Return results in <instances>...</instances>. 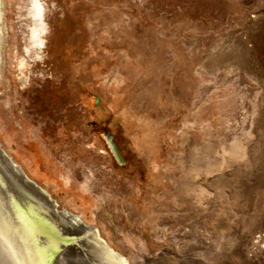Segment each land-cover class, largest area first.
I'll return each instance as SVG.
<instances>
[{
  "label": "rangeland",
  "instance_id": "rangeland-1",
  "mask_svg": "<svg viewBox=\"0 0 264 264\" xmlns=\"http://www.w3.org/2000/svg\"><path fill=\"white\" fill-rule=\"evenodd\" d=\"M43 2L47 44L43 57L30 58L28 85L19 83L14 66L16 47L26 54L29 31L20 23L25 10L18 2L6 5L0 138L7 152L22 163L28 160L27 172L42 183H57L51 191L61 206H83L89 224L97 222V201L108 205L112 198L117 218L109 226L103 216L98 220L105 237L113 245L120 240L131 256L149 257L142 264H264V107L255 106L258 96H252L256 87L264 90V0ZM106 49L124 51L134 67L119 69V81L112 85L107 82L119 61L106 56ZM227 71L244 82L240 100L250 111L246 116L237 98L221 99L229 85L211 83ZM206 86L213 90L201 100L203 110L198 107L202 125L209 124L217 136L228 132L226 118L229 126L240 123L252 133L251 157L259 156L240 187L236 179L225 187V202H232L235 217L251 211L257 216L232 228L214 222L224 229L223 252L214 260L200 255L202 238L177 240L166 234L157 240L150 223H131L122 210L127 203L147 212L154 198L164 201L157 195L168 185L166 176L178 171L175 155L188 154L189 145L205 136L201 124L188 129L186 141L182 132L196 92ZM259 112L262 120L251 123ZM88 179L91 189L84 190ZM233 183L243 190L241 198L236 199ZM218 186L211 187L215 193Z\"/></svg>",
  "mask_w": 264,
  "mask_h": 264
},
{
  "label": "bare ground",
  "instance_id": "bare-ground-1",
  "mask_svg": "<svg viewBox=\"0 0 264 264\" xmlns=\"http://www.w3.org/2000/svg\"><path fill=\"white\" fill-rule=\"evenodd\" d=\"M7 2L8 0H0V87L3 85V73L5 72H3L4 36L8 35L9 28L5 22ZM12 2H18L19 7L25 10V13L21 12L20 23L25 25L29 31L25 49L23 48L26 54L22 53L17 46L18 57H16L18 60L14 66L16 68L15 77L19 83L28 85L32 80L30 58L32 59L34 56L43 57L47 44L46 5L43 0H27V3L24 0H9V3ZM109 11L112 15L113 10ZM106 32L107 30L103 31L104 34ZM105 53L106 56L114 57L119 61L116 64L117 68L112 69L110 72V76L115 74L114 79L107 82L112 85L114 81H119L116 75L119 73V69L126 65L128 70H130V67L133 70L134 67L124 51L120 55L117 53L112 54L106 49ZM12 61H14V58ZM231 73L232 71H227L220 78L217 76L216 82L211 83L216 84L222 80V83L229 85V88L222 92L221 99L237 98L243 108L242 115L246 116L250 111L244 107L240 100L244 90L242 86L244 82L241 85L242 81L238 82L234 79L236 75H231ZM237 82L239 84H236ZM210 86L196 92L194 106L192 112H190L191 116H188L189 118L182 132L185 135L184 141H186L189 137L188 129H198L199 124H201L205 136L200 140H196L193 145H189L188 154L175 155L177 157L176 162L179 164L178 171L173 172V175L166 176L168 185L157 195L164 201L157 200L152 196L156 203L151 204L152 207L147 206L149 210L142 213L136 212L127 203L121 205L124 214L131 223L135 222L136 219L140 222L150 223L152 229H154L152 234L157 240L163 239L166 234H173V237L177 240L189 237L194 241L202 238L205 242L201 246L200 255L205 259L214 260L219 252H223L222 238L224 237V229H217L214 222L220 220L232 228L237 223L250 224L253 217L257 216L251 211L250 213L242 212L238 217H235L237 213L231 208L232 202L230 200L225 202L227 199L225 187H230V181L233 179L239 182L240 187L242 177L253 171L256 164L254 162H257L259 156L257 154L256 158L251 157V151L247 143L252 140V133L249 132L248 128L244 129L240 123H235L237 124L235 127L229 126L230 119L226 118L228 132H223L222 135L217 136H214L208 129L209 124L202 125L204 120L198 118V107L203 110L201 100H207L208 92L210 93L213 90ZM261 88V86L256 87L255 93L252 95L258 96L256 98L259 101L255 100V106L259 109L264 107V90L261 91ZM3 95L2 92L0 103L5 100L2 99ZM260 115L259 112V117L252 118L250 122L252 123L255 120L258 123L259 120H262ZM246 121L245 118L244 124ZM0 129L5 130V126L1 125ZM239 133L241 137L238 136ZM4 142L0 138V264H55L58 261L57 259L63 256V248L68 246L67 242L63 241V237L58 238L59 234H65H62V231L78 232L75 235L80 238L77 240L78 244H75L77 250L74 255L66 257L69 263L75 261L77 264H142L150 261L147 256L143 258L136 257V254L131 256L130 251L124 248L118 239L119 242L114 241V245L109 244L107 237H105L106 232L98 220L103 216L104 221H106L105 226H109L114 221L113 217L117 218L118 215L116 216L113 209L118 208V205L113 203L112 198H108L110 201L108 205L103 201H97V205L93 209L97 222L96 224L87 223L83 206L76 205V209L69 208L67 204L61 206L62 202L60 203L51 191V186H57L58 184L51 181L42 183L40 179L29 174L28 169H26L29 161L26 160L22 163L14 154L8 153ZM7 170H12L15 175L13 176ZM29 179L34 183L29 182ZM36 183L47 191L48 195L55 201L56 206H50L51 203H46L43 196L28 188L32 184L38 186ZM217 185L221 186L217 187L215 193L211 187L214 188ZM91 186L92 183L89 179L83 183L84 190H90ZM232 186L236 188V193L239 195L236 199L241 198L243 190L240 188L238 191V185L234 183ZM44 195L46 196L45 193ZM103 196H107V193L105 192ZM20 203L23 207L20 206ZM54 210L55 212L58 210L60 216H57L58 213L55 215ZM64 213L71 215L76 221L83 222L85 226L80 227L77 223L74 224L71 220L68 221L69 217ZM219 213L224 214V216L220 217ZM136 216L138 217L136 218ZM23 217L25 221H23ZM155 217L158 219L156 222ZM68 222L72 225L69 226ZM187 234L190 236H186ZM233 240V238L230 239L228 243ZM218 247L221 248L218 250Z\"/></svg>",
  "mask_w": 264,
  "mask_h": 264
},
{
  "label": "water",
  "instance_id": "water-1",
  "mask_svg": "<svg viewBox=\"0 0 264 264\" xmlns=\"http://www.w3.org/2000/svg\"><path fill=\"white\" fill-rule=\"evenodd\" d=\"M113 145V148H114V151H115V153L117 154V156L119 157V158H121V156H119V154H118V152H119V150H118V147L116 146V144L115 143H112ZM9 169V168H8ZM8 172H11V174L14 176L15 174L12 172V170H7ZM22 174V173H21ZM22 175H24V174H22ZM24 179H28V178H24ZM25 181V180H24ZM29 182H32V180H30L29 179ZM32 183H34V182H32ZM29 185V184H28ZM34 185V184H33ZM28 188L29 189H32V191H36V192H38V193H45V194H47L44 190H42L40 187H38V186H33L32 188L30 187V186H28ZM48 197V199L47 198H43V200H45V202L46 203H51L50 204V206H52V207H54V206H56L55 205V202L49 197V196H47ZM20 206L21 207H23V205L20 203ZM57 212L58 211H56V213H55V215L57 214ZM63 214V213H62ZM66 215V214H65ZM67 217H69L68 218V221H72V223H74L76 220H74V218L71 216V215H66ZM23 221H25V219H24V217H23ZM69 224V226L70 225H72V223H70V222H68ZM80 223H82L81 221H80ZM80 229V228H79ZM58 231V230H57ZM65 233V234H64ZM75 233H78V232H73V231H62V234H64V235H60L59 233V236H58V238L59 237H63V241L64 242H67V247H65V248H63L61 251L62 252H64L63 253V256H60L59 258H58V256H57V260L58 261H56V263L55 264H77V262H75V261H73V262H71V263H69V261H68V258H67V260H66V257H68V256H71V255H74V253H75V251L77 250V247L75 246V244L77 245L78 244V242H77V240H79L80 238L79 237H77L76 235H75ZM66 263H65V262ZM52 264V263H51Z\"/></svg>",
  "mask_w": 264,
  "mask_h": 264
},
{
  "label": "flooded vegetation",
  "instance_id": "flooded-vegetation-1",
  "mask_svg": "<svg viewBox=\"0 0 264 264\" xmlns=\"http://www.w3.org/2000/svg\"><path fill=\"white\" fill-rule=\"evenodd\" d=\"M30 178V177H29ZM52 183H54V182H52ZM37 184V183H36ZM33 185V184H32ZM32 185H30L31 187H32ZM38 185V184H37ZM34 186V185H33ZM42 190H44L40 185H38ZM46 193H47V191L46 190H44ZM38 194H40V196H43L44 198H47L48 199V197L47 196H49L51 199H52V197L50 196V195H48V193L46 194V196L44 195V193L42 192V193H38ZM55 202V201H54ZM58 211V210H57ZM54 213H56L55 212V210L53 211ZM58 213V212H57ZM66 213H64V215H65ZM57 216H60V213H58L57 214ZM75 223H77L78 224V226H80V227H84L85 226V224H83V222L82 223H80V221H75L74 222V224ZM96 228V227H95Z\"/></svg>",
  "mask_w": 264,
  "mask_h": 264
}]
</instances>
